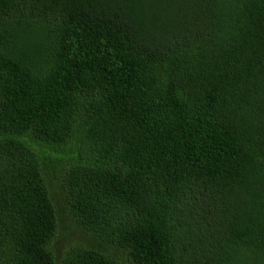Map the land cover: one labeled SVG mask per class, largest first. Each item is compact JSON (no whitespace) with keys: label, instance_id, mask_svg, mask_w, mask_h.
<instances>
[{"label":"trees","instance_id":"obj_1","mask_svg":"<svg viewBox=\"0 0 264 264\" xmlns=\"http://www.w3.org/2000/svg\"><path fill=\"white\" fill-rule=\"evenodd\" d=\"M0 264H264V0H0Z\"/></svg>","mask_w":264,"mask_h":264},{"label":"rangeland","instance_id":"obj_2","mask_svg":"<svg viewBox=\"0 0 264 264\" xmlns=\"http://www.w3.org/2000/svg\"><path fill=\"white\" fill-rule=\"evenodd\" d=\"M60 249H61V247H55V250H56L57 252H60Z\"/></svg>","mask_w":264,"mask_h":264}]
</instances>
